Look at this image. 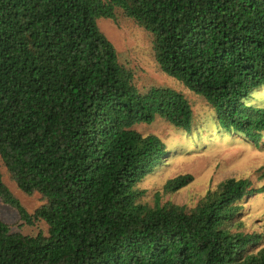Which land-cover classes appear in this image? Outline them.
<instances>
[{"label":"trees","instance_id":"trees-1","mask_svg":"<svg viewBox=\"0 0 264 264\" xmlns=\"http://www.w3.org/2000/svg\"><path fill=\"white\" fill-rule=\"evenodd\" d=\"M130 19L153 37L163 73L204 97L223 131L264 135V0H0V201L47 234L0 220V264H264L260 234L246 232L238 203L264 193L229 178L196 206L142 201L138 184L168 153L138 124L162 118L190 131L180 91L139 86L100 29ZM5 166L30 213L3 180ZM191 174L169 179L174 193Z\"/></svg>","mask_w":264,"mask_h":264},{"label":"rangeland","instance_id":"rangeland-1","mask_svg":"<svg viewBox=\"0 0 264 264\" xmlns=\"http://www.w3.org/2000/svg\"><path fill=\"white\" fill-rule=\"evenodd\" d=\"M99 26L115 45L120 60L135 71L140 87L151 84L172 87L188 98L194 112L190 131L177 128L162 118L151 124L135 126L143 135L159 136L168 151L138 184L140 189L146 191L142 201L153 205L156 202L155 194L161 191V203L171 201L192 208L209 189H215L229 178H249L255 187L264 185V135L259 143H254L242 134L223 131L218 124L216 111L204 97L160 71L154 58L152 35L132 20L114 22L102 18ZM252 100L264 105V89L255 93ZM2 172L4 182L25 208L33 213L43 203L41 195L25 194L12 180L5 166ZM184 174H191L194 178L189 185L174 193L163 192V186L169 179ZM238 203L242 206L240 217L244 223L243 229L261 236L260 241L247 250L249 253L257 252L264 247V193L247 196ZM0 220L11 224L14 231L24 234L48 232V225L44 221L26 224L14 208L1 201Z\"/></svg>","mask_w":264,"mask_h":264}]
</instances>
